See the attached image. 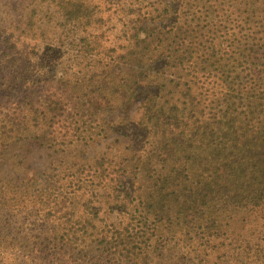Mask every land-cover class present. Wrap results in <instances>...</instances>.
I'll return each instance as SVG.
<instances>
[{"label":"trees","instance_id":"trees-1","mask_svg":"<svg viewBox=\"0 0 264 264\" xmlns=\"http://www.w3.org/2000/svg\"><path fill=\"white\" fill-rule=\"evenodd\" d=\"M262 73L264 0H0V264H264V112L138 140Z\"/></svg>","mask_w":264,"mask_h":264},{"label":"rangeland","instance_id":"rangeland-1","mask_svg":"<svg viewBox=\"0 0 264 264\" xmlns=\"http://www.w3.org/2000/svg\"><path fill=\"white\" fill-rule=\"evenodd\" d=\"M129 62L149 66L148 56L133 54ZM264 112V73L251 81L237 78L221 80L217 85H209L200 97L181 104L171 119L162 118L152 123L138 139L144 145V161L158 165L175 162L178 144L162 135L166 126H182L184 120L200 118L209 139L221 138V123L234 115ZM29 142V140H28ZM32 144V142H29ZM23 147L22 149H24Z\"/></svg>","mask_w":264,"mask_h":264}]
</instances>
